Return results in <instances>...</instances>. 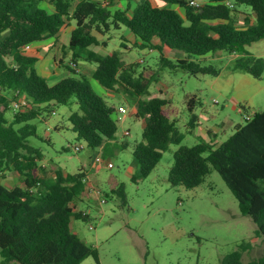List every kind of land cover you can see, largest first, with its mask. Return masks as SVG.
<instances>
[{
	"label": "trees",
	"instance_id": "1",
	"mask_svg": "<svg viewBox=\"0 0 264 264\" xmlns=\"http://www.w3.org/2000/svg\"><path fill=\"white\" fill-rule=\"evenodd\" d=\"M111 1L115 0L104 6L100 0H0V174L5 169L21 176V184L12 187L0 181V263L80 264L92 256L100 264L98 249L71 229L73 218L87 217L76 211L77 201L90 198L94 187L87 171L69 173L52 166L50 172L40 163L41 150L28 143V137L37 134L32 119L54 103L71 101L78 105L69 120L79 139L99 149L116 138V107L93 89L89 79L67 75L50 84L37 71L38 57L24 50L26 44L57 37L71 22L67 49L72 58L94 63L93 79L105 89L124 92L134 101L135 117L143 121L141 140L132 146L137 165L133 180L147 177L170 145H179L169 183L194 189L204 182L211 164L238 200L241 213L252 218L254 234L264 243V109L254 112L245 124H237L218 145L204 140L183 145L185 135L169 99L151 94L157 72L151 68L138 72V65L126 64L119 50L101 54L93 49L107 45L94 31L104 34L123 26L126 35L136 37L137 47L158 50L161 66L182 68L192 76H217L220 70L203 61L207 54L226 51L239 54L233 70L264 79V56L246 49L264 39V0H234L237 7L250 10L242 23L226 0H206L199 6L189 5V0H125L126 7L114 10ZM165 48L178 56L169 58ZM20 98L26 103L16 112L12 109L9 120L6 112ZM187 102L193 127L198 117L195 96ZM114 190L123 194V185ZM250 248V242H242L221 264H264V252L243 261Z\"/></svg>",
	"mask_w": 264,
	"mask_h": 264
},
{
	"label": "rangeland",
	"instance_id": "2",
	"mask_svg": "<svg viewBox=\"0 0 264 264\" xmlns=\"http://www.w3.org/2000/svg\"><path fill=\"white\" fill-rule=\"evenodd\" d=\"M196 1L200 5L206 2ZM226 2L235 5L234 0ZM126 5L125 0H115L111 1L110 7L114 10ZM44 6L50 8L47 2ZM176 7L184 13L183 8ZM232 9L236 18H240L241 11L237 5ZM73 26L74 22H71L60 31L58 46L52 44L51 47L40 48L45 71L57 82L67 75L86 77L96 92H103L108 103L116 109L124 106L126 110L121 113L123 120L117 122L116 138L99 149L90 148L73 130L69 115L78 111L74 101L54 103L30 121L37 134L28 137V143L41 150L43 158L40 163L46 169L51 172L52 166H60L69 173H75L84 168L93 186L100 190V193L91 192L90 198L77 201L76 211L86 213L87 217L73 218L72 231L98 249L100 264H221L222 258L238 249L244 241L250 242L251 248L243 254V261L260 257L264 243L254 234L256 224L250 216L241 213L238 200L211 164L210 173L200 186L194 189L172 186L168 181L169 169L179 147L172 144L147 177L133 180L137 165L132 146L141 140L143 121L134 116V101L124 92L105 89L93 79L94 63L72 58L67 43ZM124 29L123 26L122 29L112 27L104 34L94 31L107 45L93 46V49L101 54L119 50L126 64L138 65V72L148 68L157 72L156 80L150 86L151 94L169 99L177 113V125L185 135L183 145L192 146L198 142L190 131L189 97L195 96V112L205 127H215L230 119L235 125L245 124L246 115L252 116L264 109V79L248 75L252 83L243 89L237 88L236 81L225 82L230 74L229 67L236 58L234 54L238 53L221 51V54L216 53L203 61L218 68L222 72L220 76H192L182 68L172 70L161 66L158 50L137 47L132 42L133 38L128 39ZM33 48L34 45L28 52H33ZM246 49L256 56H264V39ZM167 56L173 59L178 53L167 52ZM74 62L78 65H73ZM233 98L240 99L238 107H242L243 113L234 107ZM248 100L250 103L245 102ZM5 116L11 120L12 108H8ZM123 142L129 146L122 147ZM80 144L84 148L77 151L75 146ZM98 155L104 159L103 163L96 162ZM108 161L114 167H108ZM2 171L5 175L2 176L3 172L0 174L1 182L9 187L21 184V176L17 172ZM121 184L123 194L114 190ZM80 264L97 262L89 256Z\"/></svg>",
	"mask_w": 264,
	"mask_h": 264
},
{
	"label": "crops",
	"instance_id": "3",
	"mask_svg": "<svg viewBox=\"0 0 264 264\" xmlns=\"http://www.w3.org/2000/svg\"><path fill=\"white\" fill-rule=\"evenodd\" d=\"M176 6L177 5H174L173 7L175 9H177L183 15L184 13H182L180 11V9H178ZM237 8L240 9V11H241L240 12L241 16H240V18H238V21L240 23H242V22H244V19H245L246 16L250 17L248 15L250 13V10H249V8H246L244 6L237 7ZM251 17L254 18V14L251 15ZM59 35H60V33H59ZM59 35L57 37H51V38H48V39H45V40L38 41V42L34 43L33 44L34 45V48H33L34 50H33V52L32 51L30 52L31 55H35V56L38 57V62H37V65H36V68H37L38 73L40 75H42L43 77H45L50 84H54L57 81L54 79L53 76H51L50 74H48L47 71H45L44 65H42L43 62H44V59H43V56L40 55V51L39 50H40V48H42L44 46H48L49 47L52 44H53V46L54 45L55 46H58V43H59L58 42V39H59L58 37H59ZM128 37H129L128 39L133 38L132 39V42L134 44L136 43V37L133 34H128ZM158 42H159V40L156 39L155 40V43H158ZM153 50L154 49H150V51H153ZM164 51H165V54L167 56V52H170L171 53L172 50H170L169 48H165ZM217 54H221V51L220 52H217ZM213 55L214 54H207L206 57H205V59L208 58V57H211ZM238 55L239 54H234V58L237 57ZM52 68L53 67H51V69ZM229 69H230V74L226 78L225 82L232 83L233 81H236V86H237L238 89L246 88L247 85H249V84L252 83V79L250 78V76H248L250 74L245 73V72H241V71L233 70L231 66L229 67ZM51 71L53 72L54 71V68ZM221 74H222V72H220L219 75H217V76H220ZM101 94H103L102 91H101ZM233 102H234V107L239 112V107L238 106L241 104L240 103L241 102L240 99L239 98L238 99L237 98H233ZM245 102L250 103L249 100L248 101H245ZM194 113L196 114L195 111H194ZM134 116H135V110H134ZM176 119H177V117H176ZM231 123H232V120L230 119L229 122H223L221 125H215V127H205V126H203V124L200 121V118L198 116L197 117V120L194 123V126L190 129V131L194 135H196V140H198V142H199V140H202V139H205L206 138L205 140L206 141H209L211 144L218 145V144L222 143L223 141H225L234 132L235 127H236L237 124L235 125L234 123H232V124ZM228 128L229 129H232V131L230 132ZM204 135H206V137Z\"/></svg>",
	"mask_w": 264,
	"mask_h": 264
},
{
	"label": "built area",
	"instance_id": "4",
	"mask_svg": "<svg viewBox=\"0 0 264 264\" xmlns=\"http://www.w3.org/2000/svg\"><path fill=\"white\" fill-rule=\"evenodd\" d=\"M101 3L104 5V6H107L109 1L108 0H101ZM189 4L192 5V6H198L200 5L196 0H189ZM226 4L230 7V8H234L235 5L234 3H227ZM33 44H26L24 46V50L25 51H29L31 48H32ZM73 65L77 66L78 63L77 62H74ZM26 103V100L25 99H22L20 98L18 101L14 102L12 104V109L16 112L20 109L21 106H23L24 104ZM126 110V108L124 106H120L118 109H116V111L114 112V118L115 120L118 122V121H121L123 120V115L121 113H124ZM239 112L240 113H243V109L242 107H239ZM53 113H55L53 111ZM251 116L249 115H246L245 118L246 119H250ZM129 131H126V134H128ZM87 145V143H86ZM84 148V145L83 144H80V145H77L75 146V149L78 151L82 150ZM96 162L97 163H103L104 162V159L102 158V156L98 155L96 158H95ZM107 166L108 167H114L113 163L112 162H107ZM92 192H95V193H100V190L99 189H96L95 187H92ZM104 201V200H103Z\"/></svg>",
	"mask_w": 264,
	"mask_h": 264
}]
</instances>
